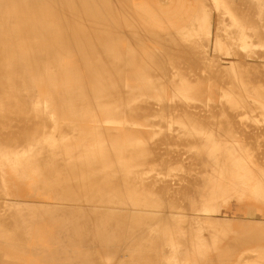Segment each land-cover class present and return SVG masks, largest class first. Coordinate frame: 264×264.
<instances>
[{
  "label": "bare ground",
  "instance_id": "1",
  "mask_svg": "<svg viewBox=\"0 0 264 264\" xmlns=\"http://www.w3.org/2000/svg\"><path fill=\"white\" fill-rule=\"evenodd\" d=\"M130 8L0 0V264H264V0Z\"/></svg>",
  "mask_w": 264,
  "mask_h": 264
},
{
  "label": "rangeland",
  "instance_id": "2",
  "mask_svg": "<svg viewBox=\"0 0 264 264\" xmlns=\"http://www.w3.org/2000/svg\"><path fill=\"white\" fill-rule=\"evenodd\" d=\"M181 0H130L131 8L130 10L132 12H135L139 14V16L146 20L147 22L149 20L152 21L150 25L154 26L158 30H173L178 29L184 26H187V23L189 19L192 18L194 14V11L196 10V6L188 5V6H182L180 4ZM171 8L175 9V11H179V14L176 15V22L172 24H167L166 22H159L155 15L152 16L150 13L154 12H162V11H168ZM215 14V15H214ZM213 14V20L216 22L217 14ZM219 17V16H218ZM183 22H182V21ZM148 25V24H147ZM242 74V73H241ZM233 76V74H231Z\"/></svg>",
  "mask_w": 264,
  "mask_h": 264
},
{
  "label": "crops",
  "instance_id": "3",
  "mask_svg": "<svg viewBox=\"0 0 264 264\" xmlns=\"http://www.w3.org/2000/svg\"><path fill=\"white\" fill-rule=\"evenodd\" d=\"M197 1L198 0H181L180 4L182 6H188V5H192V6H196V10H197ZM196 10L194 11V14L196 13ZM135 13V12H134ZM137 17H139L138 19L140 20V22L148 29H151V30H154V31H159V32H173V31H176L178 29H181V28H178V29H173V30H158L157 28H155L154 26L150 25L152 23L151 20H149L148 22L146 20H143L139 14L135 13ZM152 16H156L157 19L159 22H161L163 24V22H166L167 24H172L174 25L173 23L176 22V15L179 16V14H182V13H179V11H175V9L171 8L170 10L168 11H162V12H154V13H150ZM191 19H189L190 21ZM182 21V20H181ZM188 21V23H189ZM148 24V25H147Z\"/></svg>",
  "mask_w": 264,
  "mask_h": 264
}]
</instances>
